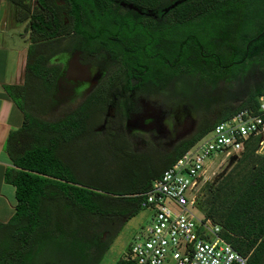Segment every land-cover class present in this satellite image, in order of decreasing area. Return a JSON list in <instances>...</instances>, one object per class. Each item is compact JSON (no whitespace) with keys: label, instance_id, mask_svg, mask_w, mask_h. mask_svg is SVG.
Masks as SVG:
<instances>
[{"label":"flooded vegetation","instance_id":"af4514ba","mask_svg":"<svg viewBox=\"0 0 264 264\" xmlns=\"http://www.w3.org/2000/svg\"><path fill=\"white\" fill-rule=\"evenodd\" d=\"M215 2L21 0L25 15L50 22L38 20L43 30L66 31L38 44L51 54L47 65L57 69L59 82L46 115L59 119L87 102L84 135L58 151L75 174L82 167L97 185L138 188L204 127L241 104V50L195 41L197 55L189 56L181 37L207 21ZM128 219H85V241L94 242L89 252ZM95 227L102 230L97 239Z\"/></svg>","mask_w":264,"mask_h":264},{"label":"trees","instance_id":"16d2710c","mask_svg":"<svg viewBox=\"0 0 264 264\" xmlns=\"http://www.w3.org/2000/svg\"><path fill=\"white\" fill-rule=\"evenodd\" d=\"M11 1L21 6V0ZM213 9L206 22L191 26L181 35L186 46L191 47L189 56L197 55L192 44L195 41H210L234 51L241 50V91L243 85L246 89L245 81L253 74L259 78L256 87L246 89L240 105L204 127L157 174L151 173L135 189L78 185L76 175L80 173L75 174L67 160L58 154L62 146L84 135L85 121L91 119L87 102L58 120L32 119L29 125L11 131L5 147L10 152L12 167L6 169L4 177L15 187L16 204L11 217L6 222L0 221V264H37L42 248L51 244L60 246L58 243L64 247L70 244V254L85 264L90 249L89 242H83L85 219L115 214L135 216L143 210L137 195L218 122L243 108L258 113L260 100L264 98V0H216ZM32 20L33 42L37 48L40 40L47 44L66 32L43 30L38 20L48 26L50 22L45 23L43 17L35 14ZM50 55L41 50L35 61L45 80L36 91L43 107L50 101L57 76V69L47 65ZM157 74L155 67L150 76ZM262 117L264 120V114ZM256 143V138L250 139L234 157L230 168L218 180L203 187V195L197 201L198 210L206 219L222 226V236L247 257V264H264V155L256 153ZM77 168L85 173L82 167ZM77 242L81 244L78 246ZM116 264L128 263L121 259Z\"/></svg>","mask_w":264,"mask_h":264},{"label":"built area","instance_id":"2783aa9c","mask_svg":"<svg viewBox=\"0 0 264 264\" xmlns=\"http://www.w3.org/2000/svg\"><path fill=\"white\" fill-rule=\"evenodd\" d=\"M263 114L261 98L258 113L243 108L218 122L137 195L151 218L129 247L128 264H247L222 236V226L198 210L197 201L213 182L216 161L238 156L252 138L256 153L264 155Z\"/></svg>","mask_w":264,"mask_h":264},{"label":"crops","instance_id":"0c3cea01","mask_svg":"<svg viewBox=\"0 0 264 264\" xmlns=\"http://www.w3.org/2000/svg\"><path fill=\"white\" fill-rule=\"evenodd\" d=\"M32 23V16L25 15L19 5L0 0V221L3 222L11 217L16 204L15 187L4 177L6 169L12 167L10 152L5 147L9 133L29 125L32 119L55 121L42 117L51 110L53 97L43 107L36 94L45 80L35 66L40 48L33 42ZM12 191L13 202L7 196Z\"/></svg>","mask_w":264,"mask_h":264},{"label":"rangeland","instance_id":"374dc122","mask_svg":"<svg viewBox=\"0 0 264 264\" xmlns=\"http://www.w3.org/2000/svg\"><path fill=\"white\" fill-rule=\"evenodd\" d=\"M258 75L253 74L250 79L245 81L246 89H253L256 87L258 83ZM244 87V85H243ZM47 114V112L45 113ZM42 114L44 119H52L57 120L58 117H50ZM234 158H221L220 160L215 162V172L216 175L209 178V180L216 181L218 180L234 163ZM76 181L78 185L85 186L86 183L90 185H97L95 182L90 179V176L84 175L82 172L79 176L76 175ZM11 202L15 201L14 193L12 191V195H7ZM150 212L148 210H140L138 214L129 218L124 224L120 226V228L115 232V234L110 237L108 235H102L103 239H101L105 243L99 244L98 247L94 246L88 254L87 261L85 260V264H116L119 260L124 259L129 251V247L132 242L138 236L142 227H146L150 224ZM85 227V224H84ZM102 230L98 227H95V238L101 236ZM109 239V241H108ZM85 243V240L83 241ZM89 244H93L91 241H88ZM96 243V242H95ZM66 243L64 245H67ZM78 246L81 244L77 242ZM56 245H48L44 246L39 254V259L37 260V264H44L45 262H51V264H81V260L76 257V255H71L70 248L71 245L64 247L61 243ZM69 248V249H68Z\"/></svg>","mask_w":264,"mask_h":264},{"label":"water","instance_id":"95a60500","mask_svg":"<svg viewBox=\"0 0 264 264\" xmlns=\"http://www.w3.org/2000/svg\"><path fill=\"white\" fill-rule=\"evenodd\" d=\"M56 84H59V82L56 80Z\"/></svg>","mask_w":264,"mask_h":264}]
</instances>
